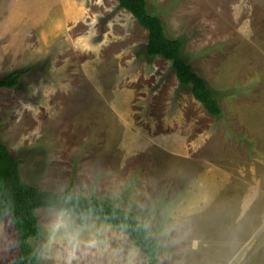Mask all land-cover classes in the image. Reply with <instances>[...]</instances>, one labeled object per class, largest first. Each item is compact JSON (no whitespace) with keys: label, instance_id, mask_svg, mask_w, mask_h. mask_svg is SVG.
<instances>
[{"label":"rangeland","instance_id":"rangeland-1","mask_svg":"<svg viewBox=\"0 0 264 264\" xmlns=\"http://www.w3.org/2000/svg\"><path fill=\"white\" fill-rule=\"evenodd\" d=\"M144 1L220 116L145 53L147 31L117 0H0V77L26 69L0 88V141L27 183L132 211L158 242L156 264H264V0ZM59 212L35 209L43 264H148L89 213L70 212L82 241L102 229L98 243L69 255ZM17 253L6 215L0 264Z\"/></svg>","mask_w":264,"mask_h":264},{"label":"trees","instance_id":"trees-1","mask_svg":"<svg viewBox=\"0 0 264 264\" xmlns=\"http://www.w3.org/2000/svg\"><path fill=\"white\" fill-rule=\"evenodd\" d=\"M117 3L119 8L126 10L147 31L145 53L149 57L160 56L170 61L179 84L188 88L192 97L209 114L220 116L222 110L214 92L183 57L181 40L166 36L161 19L147 10L144 0H117ZM25 71H11L1 76L0 88L16 87ZM37 208L69 211L78 216L92 214L121 228L130 243L147 257L148 264H156L158 242L132 211L120 208L95 194L84 196L72 192L70 187L55 192L27 183L20 176L19 161L12 157L0 141V219L9 215L17 232L18 253L10 264H43L29 242L30 239H39L44 233L35 215Z\"/></svg>","mask_w":264,"mask_h":264},{"label":"clouds","instance_id":"clouds-1","mask_svg":"<svg viewBox=\"0 0 264 264\" xmlns=\"http://www.w3.org/2000/svg\"><path fill=\"white\" fill-rule=\"evenodd\" d=\"M95 228V225L91 226ZM63 230L64 239L67 244L69 255H71L77 248L80 247L81 243H84L86 247H96L98 241L95 235H99L102 229H97L95 235L86 241H82L81 234L84 229L81 226L76 225L72 215L68 211H61L56 215L55 222L53 224V231Z\"/></svg>","mask_w":264,"mask_h":264},{"label":"crops","instance_id":"crops-1","mask_svg":"<svg viewBox=\"0 0 264 264\" xmlns=\"http://www.w3.org/2000/svg\"><path fill=\"white\" fill-rule=\"evenodd\" d=\"M162 138H163V137L161 136V139H162ZM181 140L184 141V143L182 142V143H183V147H182L181 149H184V148L186 149L187 147L193 149L191 146H195V144H192V143L189 144L188 141L185 142L186 137H185L184 135H183V137L181 138ZM193 150H194V149H193ZM185 155H186V156H189V157L191 156L190 153H185ZM189 157H188V159H189Z\"/></svg>","mask_w":264,"mask_h":264}]
</instances>
